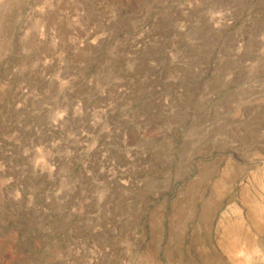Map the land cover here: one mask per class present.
Instances as JSON below:
<instances>
[{"label": "rangeland", "instance_id": "obj_1", "mask_svg": "<svg viewBox=\"0 0 264 264\" xmlns=\"http://www.w3.org/2000/svg\"><path fill=\"white\" fill-rule=\"evenodd\" d=\"M263 132L264 0H0V264H264Z\"/></svg>", "mask_w": 264, "mask_h": 264}, {"label": "bare ground", "instance_id": "obj_2", "mask_svg": "<svg viewBox=\"0 0 264 264\" xmlns=\"http://www.w3.org/2000/svg\"><path fill=\"white\" fill-rule=\"evenodd\" d=\"M263 133H264V132H263ZM263 135H264V134H263ZM263 142H264V141H263ZM260 143H262V142H260ZM256 155H258V156H260V157L262 156V155H260L259 152H256V151H255V154L253 153V157H252V158H254ZM256 157H257V156H256ZM262 157H264V156H262ZM254 159H255V158H254ZM233 246H234V245H233ZM221 263H222V264H227L225 261H222Z\"/></svg>", "mask_w": 264, "mask_h": 264}]
</instances>
